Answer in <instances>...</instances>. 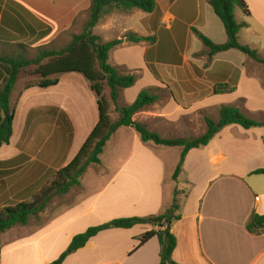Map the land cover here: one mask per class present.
Here are the masks:
<instances>
[{
  "label": "crops",
  "instance_id": "1",
  "mask_svg": "<svg viewBox=\"0 0 264 264\" xmlns=\"http://www.w3.org/2000/svg\"><path fill=\"white\" fill-rule=\"evenodd\" d=\"M34 1L0 0V56H9L2 51L19 46V38L24 41L52 30L51 9ZM154 1V11L139 21L142 30L129 27L122 30L121 38L130 32L156 38L165 26L173 41L171 32L177 26L182 27L185 41L191 38L192 28L215 44L227 41L222 22L204 0ZM243 1L249 16L241 8L235 9L237 23L245 25L238 41L264 59V0ZM89 7L90 0H80L59 18L87 16ZM135 11L121 13L131 16ZM119 13L101 18L102 31L109 33L125 20ZM156 43L126 42L110 51L108 62L116 70L123 68V75H136L135 69L124 64L112 65L111 54L136 45L148 52ZM166 66L164 75H152L148 87L132 92L141 81L137 78L133 87L120 91L118 100L120 104L125 99L129 106L141 90L156 96L133 120L163 139L203 136L204 119L217 121L222 107H234L244 116L264 114V66L237 50L209 55L205 49L195 52L187 47L181 65ZM21 74L10 96L12 136L9 144L0 146V210L29 200L50 182L75 157L98 120L97 97L83 76L64 74L56 86L41 89L34 86L36 76L35 81L25 82ZM219 86L233 90L219 94L215 92ZM182 150L143 143L132 128H119L103 149L100 163L87 168L79 186L53 198L26 226L1 234L0 264H51L67 250L73 237L89 228L163 214L175 192L179 219L170 229L176 240L173 262L264 264V232L252 235L246 230L251 215L264 214V176L252 174L264 168V127L222 128L205 146L186 153L174 181ZM151 229L150 224H137L130 229L101 231L61 264H158L155 238L137 248L138 239Z\"/></svg>",
  "mask_w": 264,
  "mask_h": 264
},
{
  "label": "trees",
  "instance_id": "2",
  "mask_svg": "<svg viewBox=\"0 0 264 264\" xmlns=\"http://www.w3.org/2000/svg\"><path fill=\"white\" fill-rule=\"evenodd\" d=\"M205 2L222 22L227 37L225 43L215 44L196 32L200 41L209 50L210 55L234 49L264 66V59L258 56L256 50L251 49L249 46L241 45L238 41V34L245 25L237 23L235 9L237 7L241 8L243 14L249 16V11L244 1L205 0ZM155 5L154 0H90L88 19L82 31L77 35H73L65 47L59 50L43 49L32 59H26L22 55L0 56V146L9 144L12 136L14 111L10 105L11 93L19 74L31 66L36 67L32 75L38 79L34 86L41 89L56 86L59 82L58 77L64 74L75 73L83 76L97 97L98 107L97 123L75 157L65 167L59 169L54 174L53 179L43 186L39 192L30 197L29 200L0 210V236L13 227L26 226L29 219L42 213L53 198L64 196L71 189L79 186L80 179L87 168L100 163L103 149L119 128H132L143 143H153L154 145L165 147H182L183 150L180 154L179 162L172 176V179L176 181L181 172L186 153L191 149L205 146L222 128L230 125H238L245 130L254 127H264V123H258L247 118L234 107H222L217 121L208 117L204 119L206 132L203 136L196 139H163L156 133L149 131L145 125L133 120V116L136 113L156 101L157 97L148 90L140 91L131 105L122 108L118 107L120 91L133 87L137 77L134 74H120L116 68L111 66L108 62L110 51L126 42L155 44L156 39L154 36L141 37L130 34L121 39L101 42V39L94 34V28L102 17L115 11L129 13L133 10H138L150 14L154 11ZM31 31L34 33L32 29ZM154 77L156 78L157 74H154ZM104 85L108 88L110 101L118 115L114 121L110 119L109 106L103 95ZM217 88L219 90L216 89L215 92H219V94L233 90H227L221 86ZM5 115H8V119L5 118ZM252 174L264 176V168L255 170ZM178 209L177 192H175L171 206L159 216L149 219L113 220L103 225L89 228L86 232L73 237L67 250L51 264H61L69 254L84 248L89 239L101 231L112 228L130 229L137 224H150L152 227L150 231L143 233L138 239L137 248L155 238L159 245L158 264H176L171 258L176 246V240L170 229L171 224L179 219L177 215ZM246 230L252 235L263 233L264 214L251 215L246 225Z\"/></svg>",
  "mask_w": 264,
  "mask_h": 264
},
{
  "label": "rangeland",
  "instance_id": "3",
  "mask_svg": "<svg viewBox=\"0 0 264 264\" xmlns=\"http://www.w3.org/2000/svg\"><path fill=\"white\" fill-rule=\"evenodd\" d=\"M31 3L35 2L34 0H30ZM38 1V0H36ZM42 3L46 5V7L50 8L51 11L49 13V18L52 19L54 25L49 28L47 31L39 34V35H30V37L18 44L15 48L11 49L10 51H2L1 54H6L9 56H16L22 55L26 59H32L38 55V53L45 49V50H59L65 47L71 37L73 35H77L82 31V28L85 22L88 19L87 16H76L75 14H71L65 19H60L59 17L62 16V13L66 11L70 6L75 5L80 2V0H40ZM205 1V0H204ZM66 13V12H65ZM89 13V12H88ZM120 16L125 18L124 21L116 24L114 30L105 33L102 31L103 22L98 24L96 29H94V34L99 35L103 41L101 42H108V38H121L122 30H126L129 27L137 28V30H142V24L139 23L140 19L147 16L146 13L141 11H135L131 16H124L121 12L119 13ZM144 26V25H143ZM199 31L196 28L191 29V38H188V41H185L186 37H184V31L182 27L177 28L174 26L173 31L171 32L174 40L171 41L169 38V33L165 31V26H162L158 33L157 37L155 38L156 48L152 49L151 51L146 52L141 46L136 45L134 47H126L121 49H116L110 58V63L112 65H119L123 67V64L126 65L127 68L135 69L133 73H135L138 79L141 81L138 83L136 88L132 90V92L139 89L140 86L148 87L149 82L153 79L154 74L164 75L165 72L168 70L167 64H177L181 65L182 60L184 59L187 51V47L195 52H201L205 49L208 54L209 50L203 45L200 39L197 36ZM128 34H132L131 32ZM203 35L202 33H200ZM36 36V37H35ZM204 36V35H203ZM45 37V41L41 40V38ZM155 37V36H154ZM206 37V36H205ZM34 38V40H32ZM207 38V37H206ZM202 48V50H201ZM151 62V65L149 63ZM35 66H31L21 72V78L23 81H35L36 77H33L32 73L35 70ZM147 70V72H146ZM120 74H125L123 68L117 69ZM153 75V77H152ZM156 76V75H155ZM142 91V90H141ZM104 98L108 103V112L110 119L112 121L116 120L117 113L115 112V107L110 101L108 88L104 85ZM127 101L120 100V104L117 105L120 107H126L128 104ZM249 116L247 118L253 119L256 121H264V114H255V115H246ZM219 118V115H218ZM218 120V119H217ZM61 197V196H60Z\"/></svg>",
  "mask_w": 264,
  "mask_h": 264
},
{
  "label": "water",
  "instance_id": "4",
  "mask_svg": "<svg viewBox=\"0 0 264 264\" xmlns=\"http://www.w3.org/2000/svg\"><path fill=\"white\" fill-rule=\"evenodd\" d=\"M5 118L8 119V115H5Z\"/></svg>",
  "mask_w": 264,
  "mask_h": 264
}]
</instances>
